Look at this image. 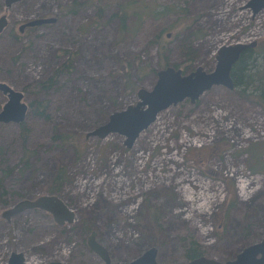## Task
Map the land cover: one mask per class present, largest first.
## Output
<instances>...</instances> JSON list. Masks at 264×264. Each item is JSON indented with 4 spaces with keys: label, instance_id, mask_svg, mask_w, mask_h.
Wrapping results in <instances>:
<instances>
[{
    "label": "rangeland",
    "instance_id": "obj_1",
    "mask_svg": "<svg viewBox=\"0 0 264 264\" xmlns=\"http://www.w3.org/2000/svg\"><path fill=\"white\" fill-rule=\"evenodd\" d=\"M252 1L0 0V83L29 106L24 123H0V264L13 253L28 264H105L87 244L93 232L110 264L152 247L160 264H185L193 239L226 263L264 240L257 98L215 86L160 113L132 148L118 133L87 137L166 67L211 72L228 44L256 41L262 52L264 9L256 15ZM40 18L57 21L19 31ZM56 74L49 90H33ZM7 101L0 91V112ZM43 196L60 198L75 221L59 225L42 209L3 217Z\"/></svg>",
    "mask_w": 264,
    "mask_h": 264
},
{
    "label": "water",
    "instance_id": "obj_2",
    "mask_svg": "<svg viewBox=\"0 0 264 264\" xmlns=\"http://www.w3.org/2000/svg\"><path fill=\"white\" fill-rule=\"evenodd\" d=\"M19 1L6 0V6L10 7ZM250 6L255 14L259 13L264 9V0H253ZM56 21L57 18L34 19L21 25L19 31L24 33L26 28L41 27ZM7 26L8 19L3 15L0 18V35ZM257 44L255 41L250 44L236 43L221 46L216 57V68L211 72L206 71L202 66L197 67L191 73H184L182 69L170 66L162 69L158 72V81L153 90L139 89L137 92L139 101L135 105L114 112L105 125L90 132L87 137L105 139L111 134L118 133L126 137V146L132 148L141 133L156 122L160 113L171 106H176L186 100H190L192 104H195L202 95L215 86H224L230 90H235L232 77L233 68L242 53L247 49H254ZM0 91L8 97V101L0 112V123H24L29 110L28 104L24 102V94L14 90L6 83H0ZM31 209H42L49 212L59 225L72 224L75 221L73 210L56 196H43L34 201H21L5 211L3 217L9 219L15 214ZM87 244L93 252L101 257L105 264H110L109 253L103 245L97 242L94 232L88 238ZM157 257L158 249L152 247L139 258L119 264H160ZM6 264L28 263H26L22 253H13ZM50 264L65 263L52 262ZM185 264H264V240L245 248L235 260L226 263L204 256Z\"/></svg>",
    "mask_w": 264,
    "mask_h": 264
},
{
    "label": "trees",
    "instance_id": "obj_3",
    "mask_svg": "<svg viewBox=\"0 0 264 264\" xmlns=\"http://www.w3.org/2000/svg\"><path fill=\"white\" fill-rule=\"evenodd\" d=\"M131 6L124 7L122 14L116 15L122 19L131 13ZM262 52L256 47L255 49L245 50L239 61L235 64L232 77L234 79L235 88L238 89L239 94L249 100H259L264 104V45ZM259 53H263L259 55ZM262 56V57H261ZM58 74L54 75L47 82H39L34 91L49 90L57 80ZM132 90L136 89V85L130 87ZM206 255L202 245L193 239L186 250V258L188 261L204 257Z\"/></svg>",
    "mask_w": 264,
    "mask_h": 264
},
{
    "label": "flooded vegetation",
    "instance_id": "obj_4",
    "mask_svg": "<svg viewBox=\"0 0 264 264\" xmlns=\"http://www.w3.org/2000/svg\"><path fill=\"white\" fill-rule=\"evenodd\" d=\"M26 29H30V28H26Z\"/></svg>",
    "mask_w": 264,
    "mask_h": 264
},
{
    "label": "bare ground",
    "instance_id": "obj_5",
    "mask_svg": "<svg viewBox=\"0 0 264 264\" xmlns=\"http://www.w3.org/2000/svg\"><path fill=\"white\" fill-rule=\"evenodd\" d=\"M257 14H258V13H257ZM257 14H256V15H257Z\"/></svg>",
    "mask_w": 264,
    "mask_h": 264
}]
</instances>
